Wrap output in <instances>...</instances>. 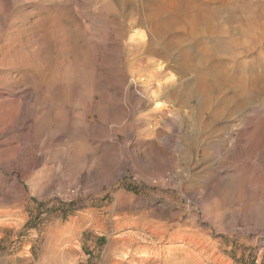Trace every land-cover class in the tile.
<instances>
[{
    "label": "rangeland",
    "instance_id": "1",
    "mask_svg": "<svg viewBox=\"0 0 264 264\" xmlns=\"http://www.w3.org/2000/svg\"><path fill=\"white\" fill-rule=\"evenodd\" d=\"M190 1L0 0V59L13 60L0 95L20 102L28 134L0 146V264H264V200L248 189L264 186V0H230L239 20L228 32L220 12L213 37L186 27ZM220 58L256 66L254 105L236 108L239 82L214 69L201 81ZM151 60L175 76L159 111L142 85ZM235 138L257 147L250 162Z\"/></svg>",
    "mask_w": 264,
    "mask_h": 264
},
{
    "label": "bare ground",
    "instance_id": "2",
    "mask_svg": "<svg viewBox=\"0 0 264 264\" xmlns=\"http://www.w3.org/2000/svg\"><path fill=\"white\" fill-rule=\"evenodd\" d=\"M105 2H109V1H105ZM211 2L212 3H217V5L211 7L210 6V3ZM102 5H103L102 8H104L106 6V4H104V3H102ZM108 7H109V5H108ZM234 8H236V7L233 6V5H230V0H191L189 2L188 9L186 11V14H187V18L186 19L187 20L185 21L186 22L185 25H186L187 28H189L190 32L193 35L196 32L197 33H201V32L203 33L204 32V33H207L209 35L211 34L212 37H213L215 34H218L219 31H222V33L224 32L223 31L224 30L223 27H225V26L222 27L220 25V23H219V22H221L222 17L221 18H218L217 14H219L220 12H225L228 15L225 16V17H223V22H225L227 24L226 30L229 32L231 30L232 26L231 25H228V24L231 23V22H234V21H232L234 19H235V22L237 20H239V19L233 17V15H231L232 14L231 11ZM94 9L97 10V12H99L98 9H100V8L97 5V7H95ZM172 21H174V19ZM173 28H175V27L173 26ZM178 29H180V28H178ZM175 33H178V32H175ZM128 39L131 42L136 41V43H143V41L145 40V34L141 31V29H133L132 31L129 32ZM233 41H234L233 39L228 38V37H224V36H217V37H215L217 51H223V52L226 51L225 49H227L228 47H231ZM196 42H197V39H196ZM193 45L195 46V44H193ZM9 54L11 55V53H9ZM7 55L5 56L6 58H7ZM5 57H3V58L0 59V64L4 63V61H6ZM202 57H205V58H208V59L211 58L210 54H208L207 51H204V53H202ZM192 58H195V57L192 56ZM198 60H200V59L198 58ZM12 61L13 60L10 59V57L7 60L8 63H12ZM148 63L151 66H150L149 69L146 70V72L144 73V76L142 78V85H143V89H144V94L149 99V101L151 103V109L153 111H159V110H161V107L163 105V103L161 102L162 100H160V95H161L160 94V90H161V88H162L163 85L173 82L174 79H175V76L171 72V70L166 69V67H165V65H164V63L162 61H159V60L158 61L151 60ZM16 65H17V63H16ZM20 67H22V66H20ZM255 67L256 66H253L250 69L245 70L244 68L241 67L240 64L233 63L232 65H228V63L223 62V59L220 58V62L217 65H214V64L213 65L212 64L211 65L210 64H206L204 67L197 68V70H199L198 76L201 78V81L203 83H205V82H207L209 80L208 77H210L211 75L208 76L207 75L208 72L207 73H205V72L207 70H211V69L216 70V75H212V77H211L212 79L210 78L211 80L221 79V81L224 84H227L228 82H233L234 80H237L239 82V84L237 86L238 89L235 88V91L237 92V96H236L237 97V100H235L234 106L236 108H241V106H243V104H244L243 103L244 99H248L249 101H252L255 98V96L257 95V93H258L257 83H258V80H259V77L260 76L258 77L259 74L256 73L257 71H255L256 70ZM260 67H261V65H260ZM3 77L4 76L0 75V79L1 80H3ZM247 78L250 81V84H249L250 87L249 88L248 87L247 88L244 87L245 81H247ZM256 99H257V97H256ZM254 101H252V104L253 105H254ZM19 104H20V102H17V100L16 101L15 100H10V99H7L5 96L0 95V146L2 144H12L17 139H21L20 141H22L21 143H23V145L28 141V138L26 136L28 134L25 135V133L23 134V132H22L23 129H24V127H25V122L24 121H21V123L15 124L16 123V120H17V117H18V109H19V106H21ZM256 109L257 108L253 107L252 110H251V113H252V111H253V113L256 112ZM165 114H166V112H165ZM250 116H252V115H250ZM248 117H247V115H245V116L242 115V117L240 118L241 121L243 122V124H242L243 127H245V126H249L250 127V128L248 127L249 129L246 128L247 129L246 131L243 130V132L245 133V135H246V132H247L248 137L247 136H243L244 135L243 132H242L243 133V135H242V134H239V132L237 131L238 133H237L236 138H239V139L240 138L244 139L243 137H245V138L247 137V139L248 138L254 139V137L256 138V136H257V133L256 132L258 130L257 129V125H258V121L257 120L258 119L256 120L255 116H253L248 121ZM14 124L16 125V127L19 126V128H16L17 130H15V131H13V129H14V126L13 125ZM17 131H19L20 133H18ZM262 133H263V136H262L261 144L264 145V131ZM257 138H258V136H257ZM239 139H236L235 141H233L232 154H233V157L234 158H237L236 159V162L240 163V165H241L245 161L246 162L247 161L250 162V160L252 159V157H254V154H255V152L257 150V149L255 150V148H257V147L253 148L254 150L253 149H248L247 150V148H249V147H248V145L246 147V144H245L246 142L243 144L242 143L243 141L241 142ZM262 148H264V147L262 146ZM259 150H260V147H259ZM19 151H21V150H19ZM0 157H1V154H0ZM251 164L253 165V163H251ZM238 177L237 176H234L233 177V180L235 179L237 181V178ZM235 183H237V182H235ZM248 183H249L248 189L250 191H255L257 189H260L262 191L261 192V197H260L261 199L260 200L261 201L264 200V186L261 183L259 185L258 184L255 185V186L253 184H251L249 181H248ZM235 185H233L234 186L233 188L235 189V191H238L239 190V186L238 185L235 186ZM224 189H225V191L227 190L226 188H224ZM236 194H237V192H236ZM236 194H234V195H236ZM246 214H248V213H246ZM194 263L195 262H193V264Z\"/></svg>",
    "mask_w": 264,
    "mask_h": 264
}]
</instances>
